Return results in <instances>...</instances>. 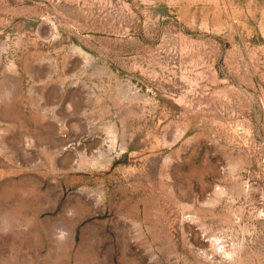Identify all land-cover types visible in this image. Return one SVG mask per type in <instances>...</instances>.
<instances>
[{
	"label": "rangeland",
	"instance_id": "obj_1",
	"mask_svg": "<svg viewBox=\"0 0 264 264\" xmlns=\"http://www.w3.org/2000/svg\"><path fill=\"white\" fill-rule=\"evenodd\" d=\"M0 264H264V0H0Z\"/></svg>",
	"mask_w": 264,
	"mask_h": 264
}]
</instances>
